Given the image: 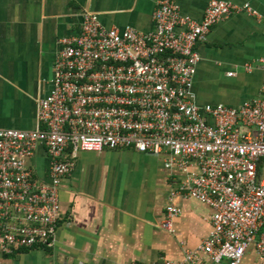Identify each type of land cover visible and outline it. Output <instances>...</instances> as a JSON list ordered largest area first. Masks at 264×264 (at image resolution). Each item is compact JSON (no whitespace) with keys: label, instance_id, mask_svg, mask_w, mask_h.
Masks as SVG:
<instances>
[{"label":"built area","instance_id":"built-area-1","mask_svg":"<svg viewBox=\"0 0 264 264\" xmlns=\"http://www.w3.org/2000/svg\"><path fill=\"white\" fill-rule=\"evenodd\" d=\"M241 11L257 15L249 4L211 0L195 20L172 0H158L149 32L105 28L84 12L78 34L58 40L52 88L38 102L42 128L0 129V251L53 247L59 185L77 153L133 150L162 156L179 173L170 197L212 210V231L196 248L144 264H241L250 247L264 264V57L259 97L234 107L198 105L192 92L198 44ZM40 146L46 179L27 164ZM179 214L167 203L163 226L172 231Z\"/></svg>","mask_w":264,"mask_h":264},{"label":"crops","instance_id":"crops-1","mask_svg":"<svg viewBox=\"0 0 264 264\" xmlns=\"http://www.w3.org/2000/svg\"><path fill=\"white\" fill-rule=\"evenodd\" d=\"M158 0H0V129L37 130L38 102L52 88L58 40L78 34L82 14L95 13L105 28H153ZM182 14L200 20L211 0H172ZM249 4L218 22L205 41L192 92L198 105L238 106L262 95L264 0H223ZM250 65L251 69L246 70ZM145 160L147 171L141 161ZM47 151L27 159L34 175L46 179ZM180 175L162 156L133 150L80 154L60 182V219L52 248L0 251V264H125L181 259L212 231V210L192 198L170 197ZM172 201L180 214L172 231L163 226ZM241 264H261L250 247Z\"/></svg>","mask_w":264,"mask_h":264},{"label":"rangeland","instance_id":"rangeland-1","mask_svg":"<svg viewBox=\"0 0 264 264\" xmlns=\"http://www.w3.org/2000/svg\"><path fill=\"white\" fill-rule=\"evenodd\" d=\"M242 12V11H241ZM241 12H239V13H241ZM245 13H247V14H249V15H251V16H258V13H257V15H252V14H250V13H248V12H246V11H244ZM236 14H238V13H236ZM144 162H145V160H143L142 159V161H141V167L143 166L144 168H143V171H147V169H146V165L144 164Z\"/></svg>","mask_w":264,"mask_h":264}]
</instances>
